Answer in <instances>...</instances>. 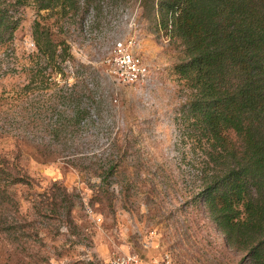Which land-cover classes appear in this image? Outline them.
Masks as SVG:
<instances>
[{
    "label": "rangeland",
    "instance_id": "rangeland-1",
    "mask_svg": "<svg viewBox=\"0 0 264 264\" xmlns=\"http://www.w3.org/2000/svg\"><path fill=\"white\" fill-rule=\"evenodd\" d=\"M151 5L85 0L64 18L21 10L14 41L0 49V154L18 159L28 185L11 191L20 210L0 234V264H106L128 251L147 260L168 253L176 264H245L192 202L196 170L184 161L176 121L187 94L175 72L184 48L157 32ZM36 21L65 42L67 62L34 58ZM119 43L148 68V84L115 73L108 60ZM70 88L80 123L71 121ZM73 155L87 157L80 169L67 163ZM108 156L122 168L102 187L95 173Z\"/></svg>",
    "mask_w": 264,
    "mask_h": 264
},
{
    "label": "trees",
    "instance_id": "trees-1",
    "mask_svg": "<svg viewBox=\"0 0 264 264\" xmlns=\"http://www.w3.org/2000/svg\"><path fill=\"white\" fill-rule=\"evenodd\" d=\"M81 2L85 0H0V49L14 41L23 8L56 11L64 18ZM143 3L152 4L157 32L184 48L175 72L187 94L176 121L184 161L189 156L196 170L190 185L192 202L223 235L226 246L243 255L245 264H264V0ZM33 40L34 58L67 62L65 42H57L38 21ZM69 91L74 105L71 121L80 123L76 92ZM17 160L0 154V234L8 214L19 215L11 191L28 185ZM106 160L95 173L102 187L109 186V176L122 168L120 159ZM86 161L76 155L67 159L76 169ZM46 206L59 209L56 199ZM11 219L16 226V217ZM12 230L16 234V228Z\"/></svg>",
    "mask_w": 264,
    "mask_h": 264
},
{
    "label": "built area",
    "instance_id": "built-area-1",
    "mask_svg": "<svg viewBox=\"0 0 264 264\" xmlns=\"http://www.w3.org/2000/svg\"><path fill=\"white\" fill-rule=\"evenodd\" d=\"M108 63L115 67V73L120 80L128 85L143 86L148 84L149 70L143 65L141 60L136 57L123 43L116 45L112 57ZM106 264H176L173 257L168 253L161 254L152 259H145L138 253L117 252L114 253Z\"/></svg>",
    "mask_w": 264,
    "mask_h": 264
}]
</instances>
